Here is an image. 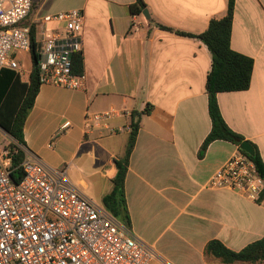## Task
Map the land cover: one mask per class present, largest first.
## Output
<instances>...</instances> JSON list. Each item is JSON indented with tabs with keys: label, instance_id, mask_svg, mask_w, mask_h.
Listing matches in <instances>:
<instances>
[{
	"label": "crops",
	"instance_id": "1",
	"mask_svg": "<svg viewBox=\"0 0 264 264\" xmlns=\"http://www.w3.org/2000/svg\"><path fill=\"white\" fill-rule=\"evenodd\" d=\"M44 1L36 14L83 11L86 80L83 89L40 85L22 128L25 152L66 167L68 181L103 207L115 160L125 155L131 114L150 104L124 181L129 229L155 253L149 264H224L205 253L209 241L238 252L264 237V190L251 200L206 188L239 147L216 140L198 157L211 129L205 88L211 54L198 38L177 33L201 34L225 16L228 0H142L148 19L130 11L135 0H66L54 11L43 9ZM230 46L253 59L251 82L247 90L218 93L219 109L264 162V0H235ZM23 68L18 78L28 82L30 59ZM105 111H114V132L87 131L86 117Z\"/></svg>",
	"mask_w": 264,
	"mask_h": 264
},
{
	"label": "built area",
	"instance_id": "2",
	"mask_svg": "<svg viewBox=\"0 0 264 264\" xmlns=\"http://www.w3.org/2000/svg\"><path fill=\"white\" fill-rule=\"evenodd\" d=\"M32 1L0 0V70L9 68L23 77L34 40L40 85L83 89L85 74L72 68L73 55L82 51L83 11L40 15ZM113 115L87 116L86 130L113 133ZM249 157L238 149L210 176L206 188L231 189L256 200L264 176ZM21 167L23 177L15 183L9 148L0 145V264H149L155 258L129 228L68 181L66 167L48 166L27 152Z\"/></svg>",
	"mask_w": 264,
	"mask_h": 264
},
{
	"label": "trees",
	"instance_id": "3",
	"mask_svg": "<svg viewBox=\"0 0 264 264\" xmlns=\"http://www.w3.org/2000/svg\"><path fill=\"white\" fill-rule=\"evenodd\" d=\"M32 2L33 11H36L40 1L34 0ZM143 3L142 0H135V3L129 7L130 11L133 14L141 13L145 8ZM234 5L235 0H228L225 16L221 19L211 20L207 29L201 34L194 35L177 31L180 35L196 37L201 40L211 54V68L205 83L211 129L198 150L197 155L200 158L203 157L208 146L213 141L225 140L236 144L238 147L242 141H245L241 135L235 133L226 125L217 102L218 93L247 90L251 82L253 59L233 51L230 46ZM159 26L165 30H172L165 26ZM30 53L31 72L28 82H22L14 70L9 68L0 70V129L11 139L7 147L9 148V157L11 159L10 176L15 183H19L23 177L21 164L25 157V141L22 128L40 87L38 77L39 55L36 53L34 40H32ZM72 66L75 74L83 73L82 54L75 53L73 55ZM145 106L142 112H133L131 114L132 120L125 155L115 160L117 173L112 181L113 188L102 199L103 208L127 228H130V218L124 193V181L129 156L134 148L139 129V118L141 114H149L152 109L150 104ZM251 145L254 149V155L249 158L257 167L259 174L264 176V162H262L257 148L253 144ZM205 253L219 259L224 264L235 262L264 264V237L248 244L238 252L226 248L217 240H211L205 246Z\"/></svg>",
	"mask_w": 264,
	"mask_h": 264
},
{
	"label": "rangeland",
	"instance_id": "4",
	"mask_svg": "<svg viewBox=\"0 0 264 264\" xmlns=\"http://www.w3.org/2000/svg\"><path fill=\"white\" fill-rule=\"evenodd\" d=\"M37 1H42V0H37ZM44 2L45 3L43 9L49 7V11L57 10L58 8L66 4V0H45ZM27 61L28 59H26V63ZM0 142L3 144H8L10 142L9 139L4 136V132L2 130H0Z\"/></svg>",
	"mask_w": 264,
	"mask_h": 264
},
{
	"label": "water",
	"instance_id": "5",
	"mask_svg": "<svg viewBox=\"0 0 264 264\" xmlns=\"http://www.w3.org/2000/svg\"><path fill=\"white\" fill-rule=\"evenodd\" d=\"M142 14L144 15V17L146 19L149 18V15L147 13V11L144 9L142 11ZM239 149L243 152H245L246 154H248L249 156H253L254 155V149L253 146L248 142V141H242L239 145Z\"/></svg>",
	"mask_w": 264,
	"mask_h": 264
},
{
	"label": "bare ground",
	"instance_id": "6",
	"mask_svg": "<svg viewBox=\"0 0 264 264\" xmlns=\"http://www.w3.org/2000/svg\"><path fill=\"white\" fill-rule=\"evenodd\" d=\"M35 11V10H34Z\"/></svg>",
	"mask_w": 264,
	"mask_h": 264
}]
</instances>
